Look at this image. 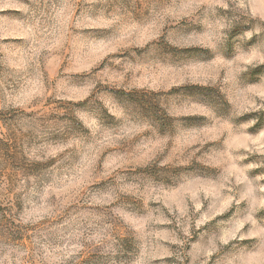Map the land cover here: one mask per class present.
Masks as SVG:
<instances>
[{"label": "rangeland", "instance_id": "374dc122", "mask_svg": "<svg viewBox=\"0 0 264 264\" xmlns=\"http://www.w3.org/2000/svg\"><path fill=\"white\" fill-rule=\"evenodd\" d=\"M0 264H264V0H0Z\"/></svg>", "mask_w": 264, "mask_h": 264}, {"label": "trees", "instance_id": "16d2710c", "mask_svg": "<svg viewBox=\"0 0 264 264\" xmlns=\"http://www.w3.org/2000/svg\"><path fill=\"white\" fill-rule=\"evenodd\" d=\"M1 141H3V142H6V141H4L3 139H0Z\"/></svg>", "mask_w": 264, "mask_h": 264}]
</instances>
